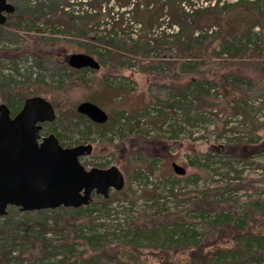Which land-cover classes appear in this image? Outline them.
<instances>
[{
  "label": "rangeland",
  "instance_id": "rangeland-1",
  "mask_svg": "<svg viewBox=\"0 0 264 264\" xmlns=\"http://www.w3.org/2000/svg\"><path fill=\"white\" fill-rule=\"evenodd\" d=\"M165 1L156 3L160 8ZM177 1L172 0L158 18L144 8L142 18L149 32L142 37L135 13L122 0H82L74 21L68 22L67 16L52 24L32 19L42 10L48 14L51 1L12 0L16 12L0 25V104L9 102L14 114L21 108L15 103L20 95L48 99L61 120L45 123L43 133L57 132L63 146L92 144L89 161L101 163L99 168L118 166L126 179L123 190H111L108 203L94 195L78 216L72 208L49 213L47 219L34 213L36 230L53 246L43 252L39 247L32 250L36 264H163L167 258L187 264L197 242L206 244L207 250H232L235 243L225 214L233 215V224L245 225L247 232L264 234V37L259 27L246 32L242 19L232 21L228 30L222 25L208 28L184 12L179 17L187 24L183 30L171 17L173 8H181ZM182 1L191 13L212 6L209 0ZM251 1L258 6L245 1L229 9L230 20L237 9L264 17V0ZM113 4L119 21L106 25ZM82 10L90 14L87 21ZM213 13L225 24L227 10L221 6ZM89 19L94 21L87 34L79 31ZM181 32L180 38L170 37ZM198 35L202 38L195 40ZM74 53L93 56L101 69L72 72L68 59ZM85 101L103 108L110 122L98 129L87 117H76L77 106ZM158 105L163 113L156 119L144 116L147 122L158 128L166 109L181 110L185 124L174 132L187 136L150 135L129 116L122 128L117 126L125 114L143 115ZM236 138L248 145L226 153L224 145ZM174 163L185 167L186 174H176ZM21 215L14 217L12 229L5 224L8 214L0 217V232L24 234V226H15ZM73 218L77 221L65 229V222ZM166 220L171 225L162 228ZM155 225L159 228L152 230ZM138 226L151 240L134 248L130 235ZM41 235L36 236L43 245ZM94 236L99 241L87 245ZM29 246L15 238L0 239V264H30ZM163 247L170 250L161 252ZM100 252L106 254L105 260H92ZM223 255L219 264H229L233 257ZM256 260L250 258L248 264Z\"/></svg>",
  "mask_w": 264,
  "mask_h": 264
},
{
  "label": "water",
  "instance_id": "water-1",
  "mask_svg": "<svg viewBox=\"0 0 264 264\" xmlns=\"http://www.w3.org/2000/svg\"><path fill=\"white\" fill-rule=\"evenodd\" d=\"M15 12L10 0H0V24L6 22V14ZM68 65L101 69L100 62L87 53L72 54ZM76 110L97 124L109 120V114L91 101L80 103ZM56 117L54 105L42 96L27 98L15 115L6 103L0 104V217L11 206L22 212L80 208L91 204L94 194L109 199L111 190L124 189L125 175L118 166L87 170L80 162L81 156L93 153L92 144L66 148L54 133L40 141L43 124ZM173 168L180 176L187 172L175 163Z\"/></svg>",
  "mask_w": 264,
  "mask_h": 264
},
{
  "label": "trees",
  "instance_id": "trees-1",
  "mask_svg": "<svg viewBox=\"0 0 264 264\" xmlns=\"http://www.w3.org/2000/svg\"><path fill=\"white\" fill-rule=\"evenodd\" d=\"M50 1H51V3H49V6H48L50 8V12H49L50 14L49 13L47 14L44 10H42L40 14L32 17V19L44 20L46 23H51V21H55V19H57L56 21H58L60 19H64L67 16H69L68 22L71 23V21H74L76 18L75 13L79 14V11L76 10V7H78L77 9H80V8H82V6L85 3V2H82V0H80L81 2H79V3L77 2V3H73V4H71V2H70L71 0H49V2ZM73 1H76V0H73ZM156 1L157 0H138V1H136V3H133L131 0H129V2L126 3L127 8L128 9L131 8V12L135 13L136 21L142 26L141 27L143 30V34H142L143 36L142 37H146V35L149 32L148 24L142 18L143 17L142 13H145L144 8L145 7L148 8L147 12L152 13V14H150L152 18H155V17L158 18V17H161V14H163L166 11L167 6L170 5V2L172 0L165 1L164 4H162V6H160V8L158 7L159 4L157 5ZM209 1L212 4V6L210 5V7H208V8L203 7V8L194 9L191 13L189 11L187 12V9L185 8V6H181L182 3H184V2L182 0H178L177 1L178 5L181 8H178V7L173 8L174 15L172 13L171 17L173 20H175L176 23H178L180 26L183 27V30L187 26V24H185V23L182 24L183 20L182 21L180 20V18H183L182 14H181L183 12H184V15L192 16V14H193V16H195L194 17L195 23L198 22V24L204 25L205 27H208V28L212 27L214 25H222V27H224L226 30H228L229 29L228 26H230L232 24V21L236 22L238 19H242L243 21H245V23L247 24V27H248L247 31L246 30H244V31H246V32L252 31L255 27H259L260 31H261V35L264 37V17H263V14L257 13V12L251 13L250 11L246 12L244 10L237 9L239 11H236L235 14L233 15L234 19L232 17L230 20L231 13H233V11H231L229 9L236 7V6H239V5H242L245 1H246V3H244L245 5L249 4V5H257V6H258V2H254L251 0H245V1L239 0L235 4H229L226 2H222L221 0H209ZM108 2H109V0H108ZM173 2H175V1H173ZM64 3L67 6H64L63 5ZM87 3H89V2L87 1ZM121 4L122 3H120V5ZM221 6L224 10H227V13H225V15H226V17H229V18H226V17L223 18L224 19L223 21L225 22V24L222 23L221 17H216L213 13L216 8H219ZM43 7H44V5H43ZM114 9H115V6L113 4V7L109 8V16H111V17L108 19V22H106V25H108L109 23H111L112 25H115L116 21H119L118 17L115 16V12L113 11ZM181 10H182V12H181ZM34 11H36V10H34ZM210 12H212V13H210ZM36 13H38V12L36 11L33 14H36ZM82 13H83L82 14L83 16H81V17L85 21H87L86 20L87 18H91V17H89L90 14H88L87 12L86 13L88 15H85V10H82ZM49 16H52V18H50ZM203 16H204V18H203ZM27 17H29V16H27ZM92 18H93V16H92ZM95 20L100 21L101 18L97 17ZM93 21H94V19H92V20L89 19V22H84L83 25L81 24L79 26L78 30L87 34L86 30L88 31V27H90L92 25ZM56 23H59V22H56ZM107 34L108 35L104 36L105 38H109V36H110L109 32ZM182 34H183V32L173 34L170 37H172V38L179 37L180 38L182 36ZM114 36H117V33H114ZM199 37L202 38V36L198 35V37L195 38V40H197ZM42 39H43V37H41L39 42ZM111 40H113V38H111ZM154 41L158 42L159 40L154 39ZM148 42H149V40H148ZM134 45H139V43L134 44ZM157 47H159L158 43H157ZM71 70H72V72L80 71L78 69H73V68H71ZM18 99H19V102H15V103L16 104L18 103L20 105V107L22 108L26 99L21 95H20V97H18ZM8 106L11 108V104L9 102H8ZM11 111L13 112L12 109H11ZM75 116L79 117V118H85L84 115H81L79 113H75ZM57 118H59V120H61V117L58 114H57L56 119ZM88 121L90 122L91 125L98 127V129L102 128V126H103V125L94 123L90 119ZM77 125L81 126V124H77ZM88 128L90 129L91 126L89 125ZM51 131L54 132L55 130H51ZM56 136L60 137V135L57 132H56ZM233 141L234 142L231 145H229V144L224 145L226 153H230V152L234 153V152H236V150L239 147H245V145L246 146L248 145V143L243 141L242 138H236ZM233 144H235V145H233ZM233 155H238V154L235 153ZM108 202H109L108 199H106L105 203H108ZM83 207H85V206H83ZM83 207L72 208L73 212L75 213L76 216L80 215L84 211ZM61 209H66V208L60 207V208L54 209V210L48 209V210H40V211H35V212L32 211V212H23L22 213L20 208L11 206L9 208V212H8V216H7L8 220L5 221V224H6V226L10 227L11 223L14 224V222H13L14 217L17 214H22L19 217L18 222L17 221L15 222V226H18L17 223L19 224V226H18L19 229L22 228V226H24V234L20 235V233H18L17 231H15V232H14V230L9 231V229H8V230H4V231L0 232V239H2V238L3 239H9V238L14 239L15 238L16 240H20L21 242L28 243L30 245L29 246L30 247V249H29L30 253H32L33 249H35V248L38 249V247H39V250H41L43 252L44 250L51 248L53 246L50 243L51 240L45 238V236L41 235L36 230V227L39 225H37V223L32 220L34 217L33 214L34 213L38 214L41 217H45L47 219L49 217V215H48L49 213H56L57 211H59ZM89 210H90L91 214L94 213L91 209H89ZM224 217L228 222L227 227L230 229V233L233 235V240L235 243L233 245V247L230 248L232 250L226 251L227 253L230 254V256L233 257V259H230L228 261L229 264H248L250 261V258H254V257H257L256 264H262L264 262V234L250 233V232H247L248 229L245 225L242 226V225L233 224V223H235V222H233V220L236 218L231 214H225V216H223V218ZM231 218H233V220H231ZM46 219H43V221H46ZM76 221H77V218H73V219L66 221L64 224V226H65L64 228L70 229L71 228L70 223L72 224V223H75ZM168 221L169 220H166L161 224L163 226L162 228H167L171 225L170 222H168ZM12 224H11V226H12ZM40 225L42 226L43 224H40ZM138 227L139 228L136 230V232L134 234L130 235V237H132V239H133L131 244L134 248L139 247V243H141V241H143L145 239L151 240L148 236L145 238L144 237V235H145L144 230H142L141 226H138ZM10 228L12 229V227H10ZM151 228H152V230H155V229H158L159 227L155 225V226H152ZM36 235L38 237L41 235L43 241H45L43 243V245H42V242H40L38 240ZM46 235H47V232H46ZM70 236L72 237L73 233H71ZM76 237H78V236H76ZM75 240H77V239H75ZM96 240L99 241V238L94 236L92 239L87 240L88 241L87 245H89V243L96 241ZM199 243L197 242L194 244L195 245L193 248L194 250H192V252L190 253V261H188L187 264H219V262H220L219 259L225 257V255H223V254L226 252H223L219 249L207 250L208 247L206 244L203 246V244H201V243L199 244ZM54 248H56V247H54ZM168 250H170V249L163 247L161 249V252L162 251L165 252ZM105 255H106L105 253L101 254V252H100L99 254L95 255L96 257L94 256L95 258L92 260H94L95 262H97L99 260L103 261V260H105V258H104ZM217 256H219V257L216 259ZM235 258H237V259H235ZM36 261H37V254H34V252H33L31 254V257H30V264H36ZM82 264H86V263L83 262ZM163 264H174V263H172V261L170 262L169 259L167 258V260L165 262H163Z\"/></svg>",
  "mask_w": 264,
  "mask_h": 264
},
{
  "label": "built area",
  "instance_id": "built-area-1",
  "mask_svg": "<svg viewBox=\"0 0 264 264\" xmlns=\"http://www.w3.org/2000/svg\"><path fill=\"white\" fill-rule=\"evenodd\" d=\"M177 113L173 112L172 109H166V115L165 119L163 122L159 123L158 128H156V126H154L153 124H151L150 122H147V117L144 116H150L151 118H158L162 113V107L160 105L158 106H153V108H147L146 110H144L143 115H136L133 116L131 114H125L122 119L121 122L117 125L119 126V128H122L125 123H126V119H128L127 117L129 116L130 118H132V122L136 123L140 128H142L145 132H147L150 135H155L157 133L159 134H164V135H174V133H177L178 131L174 132V130H176L177 128H182L180 126L181 122V110H177L174 109ZM135 117V118H133ZM125 122V123H124ZM185 123H182V125ZM108 133V132H107ZM179 136H187L186 133H177ZM108 135H110L108 133ZM47 134L45 133H41V137H40V141L46 137ZM83 144H89L88 142H85ZM76 146V145H74ZM90 160V155H84L80 157V162L85 166V168L87 170H90L92 168L95 167H101V163L99 164H95L89 161ZM109 164H106V166ZM113 164H111L110 166L106 167L109 168L111 167ZM105 168V167H102Z\"/></svg>",
  "mask_w": 264,
  "mask_h": 264
},
{
  "label": "flooded vegetation",
  "instance_id": "flooded-vegetation-1",
  "mask_svg": "<svg viewBox=\"0 0 264 264\" xmlns=\"http://www.w3.org/2000/svg\"><path fill=\"white\" fill-rule=\"evenodd\" d=\"M123 1H124V0H122V2H123ZM10 2L12 3V0H10ZM124 3H128V1H127V2H126V1L123 2V4H124ZM14 6H15V5H14ZM6 15H7V19H6V22H5L4 24H6V23L9 21L10 16L13 15V14H6ZM4 24H0V25H4ZM102 109H103V108H102ZM12 113H13V112H12ZM13 115H14V114H13ZM85 117H86V116H85ZM109 117H110V116H109ZM109 120H110V118H109ZM109 120H108L106 123H104V124H100V125H103L102 128H103L107 123L110 122ZM96 124H97V123H96ZM44 126H45V124H43V128L41 129L40 132H42V130L44 129ZM63 147H66V148H67V147H69V146H63ZM71 147H72V146H71ZM94 195H96V194H94ZM94 195H93V196H94Z\"/></svg>",
  "mask_w": 264,
  "mask_h": 264
},
{
  "label": "bare ground",
  "instance_id": "bare-ground-1",
  "mask_svg": "<svg viewBox=\"0 0 264 264\" xmlns=\"http://www.w3.org/2000/svg\"><path fill=\"white\" fill-rule=\"evenodd\" d=\"M174 94V93H173ZM192 115V114H191ZM195 118V117H194ZM228 124V123H227ZM87 137V136H86ZM237 137V136H236ZM138 177V176H137ZM177 182V181H176ZM191 183V182H190ZM166 184V183H165ZM177 185V184H176Z\"/></svg>",
  "mask_w": 264,
  "mask_h": 264
}]
</instances>
